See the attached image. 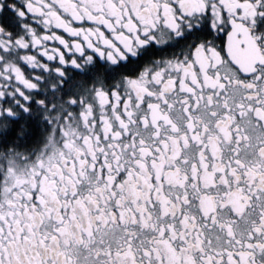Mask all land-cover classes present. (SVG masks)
I'll return each instance as SVG.
<instances>
[{
  "label": "snow or ice",
  "instance_id": "6c2138e0",
  "mask_svg": "<svg viewBox=\"0 0 264 264\" xmlns=\"http://www.w3.org/2000/svg\"><path fill=\"white\" fill-rule=\"evenodd\" d=\"M0 264H264V0H0Z\"/></svg>",
  "mask_w": 264,
  "mask_h": 264
}]
</instances>
